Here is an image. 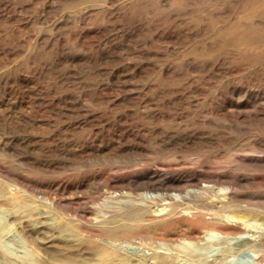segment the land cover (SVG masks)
<instances>
[{"label":"rangeland","instance_id":"374dc122","mask_svg":"<svg viewBox=\"0 0 264 264\" xmlns=\"http://www.w3.org/2000/svg\"><path fill=\"white\" fill-rule=\"evenodd\" d=\"M0 173L36 188L9 209L62 253L227 225L205 260L264 264V0H0ZM153 181L187 209L145 225L131 202ZM136 242L137 264H207Z\"/></svg>","mask_w":264,"mask_h":264},{"label":"bare ground","instance_id":"6f19581e","mask_svg":"<svg viewBox=\"0 0 264 264\" xmlns=\"http://www.w3.org/2000/svg\"><path fill=\"white\" fill-rule=\"evenodd\" d=\"M19 183L22 182L16 180L15 178H11V176L8 174L0 173V251L4 254L6 259H4V262H0V264H137L133 257L138 252L134 246L138 240H150L151 246L153 247L152 249L154 251V256L168 257L172 255H178L185 258L186 261L196 260L198 262L206 263L207 261L205 259H207V257H205V255L208 254H206L205 251L207 248L198 246V243L201 242V234L207 233L211 236H219L220 233H225V235L229 234L228 228L225 227L227 225L222 227H207L204 230L199 227H193L191 231L184 233L180 232L175 236H171L169 233H164L163 231H159V233H157L149 229L147 231L137 232H117L113 236L91 234L89 248L92 252H97L99 255L98 259H94L91 256H86V254L83 258L79 253H62L63 247L61 246V243L54 241L51 245H47L39 242L34 235V231L30 229L29 225L23 222L22 217L17 214H13L16 213L20 207L16 209H9V207H12L17 202L16 200L21 197V193L27 195V197H24V199L28 198L29 201L31 200L37 202L35 194V192H37L36 188H33L27 184H24L27 185V188H24L25 186H20L21 184ZM158 184L159 183L153 181L148 186H145L144 188L149 191L139 194L135 197L134 201L131 202V205L139 204L138 211L132 216L131 219H141L147 222H144L145 225H153L158 222H164L171 216L187 209L166 205V201H163L169 196H162L161 194L155 193L154 191L151 192V189L161 187ZM172 196H175L176 198L180 197L178 194H172ZM160 200L163 201L160 202ZM112 204L109 202V205L113 206ZM120 206L121 205H118V207ZM55 207V203L50 207L54 211V219H57V217L63 218V212L61 210H57ZM50 221L52 222V220ZM68 224L72 225V223ZM49 231L50 230H48V232ZM178 237H182L183 240L185 239L186 241H175L174 239H177ZM14 239H24L26 241V245L23 246L22 249H18L12 242ZM172 240H174V242H172ZM251 243V239L248 238L237 240L236 245H228L227 247L225 246L226 248L223 249L222 255H229L240 247L248 245L254 246V244ZM63 245L66 246L64 243ZM51 247L54 248V250H51ZM144 249L147 248L144 247ZM260 250L261 248L256 249L255 251L260 252ZM42 252L47 254L48 257H42ZM207 264L213 263L207 262Z\"/></svg>","mask_w":264,"mask_h":264}]
</instances>
